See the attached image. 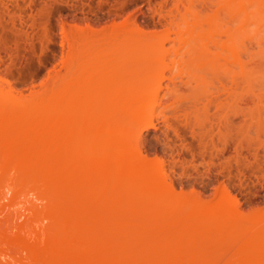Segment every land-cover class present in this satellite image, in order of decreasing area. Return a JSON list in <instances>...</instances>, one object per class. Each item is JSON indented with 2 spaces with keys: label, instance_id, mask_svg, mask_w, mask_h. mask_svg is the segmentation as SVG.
I'll list each match as a JSON object with an SVG mask.
<instances>
[{
  "label": "bare ground",
  "instance_id": "obj_1",
  "mask_svg": "<svg viewBox=\"0 0 264 264\" xmlns=\"http://www.w3.org/2000/svg\"><path fill=\"white\" fill-rule=\"evenodd\" d=\"M261 2L264 0H190L186 4L181 0L176 14L168 15L170 27L154 36L159 40L155 53L144 54L141 63L153 66L185 62L186 58L191 63L200 53V67L195 70L210 79L215 89L205 93L208 104L219 106V111L231 102L249 105L251 92L243 94L241 90L249 84L254 65L243 56L251 58V27L257 24L253 10ZM235 24L238 26L232 28ZM185 25L190 26L187 32L182 31ZM173 36L181 37L182 43L169 51L166 43ZM192 73L191 67L187 74L195 83L200 82ZM161 82L162 77L153 72L142 79L104 83L98 94L102 97L88 103L91 116L87 113L77 119L69 114L54 119L49 114L34 119L26 113L30 118L20 125L16 122L26 108L25 100L6 88L9 83L0 78V116L8 118L0 127V180L14 179L15 187L32 186L41 195L38 214L47 221L40 231V243L39 226L36 230L31 221V228L21 232L24 240L15 237L16 248L31 256V264L32 260L33 264H43L48 259L51 264H264V211L250 217L248 227L238 234L236 229L244 217L226 188L221 200L225 206L217 212L196 204L186 218L168 222L169 211L176 201L182 202L181 197L165 182L159 160L143 156L138 136L131 137L135 126L146 121L151 105L148 93L160 88ZM81 138L86 140L80 142ZM13 170L17 177L8 174V178L5 172ZM82 170L84 174L77 177ZM161 199L166 201L162 207L158 204ZM36 212L32 211L33 217ZM145 212L150 215L147 222ZM15 220L6 215L0 225L3 258L10 255L5 251L7 246L14 245L8 233ZM109 224H128L124 236L111 232ZM132 224L148 227L134 230ZM96 226L99 237L92 234ZM219 228L229 232L222 239L217 237ZM15 259L20 263L19 256Z\"/></svg>",
  "mask_w": 264,
  "mask_h": 264
},
{
  "label": "rangeland",
  "instance_id": "obj_2",
  "mask_svg": "<svg viewBox=\"0 0 264 264\" xmlns=\"http://www.w3.org/2000/svg\"><path fill=\"white\" fill-rule=\"evenodd\" d=\"M180 1L0 0V78L9 83L10 87L5 85L6 88L25 100L26 108L16 122L25 125L30 118L26 113L34 119L49 114L54 119L69 114L77 119L87 113L91 116L89 106L102 97L98 94L104 83L134 77L142 79L146 73L155 72L162 77L161 86L148 93L151 105L145 113L146 121L135 126L131 137L138 136L137 143L143 156L159 160L165 182L172 186L175 196L181 197L182 202L176 201L173 210L169 211L168 222L186 218L196 204L214 208L217 212L225 206L221 200L226 188L239 203V213L244 217V222L236 229L241 234L248 227V219L256 212L264 211V2L253 10L257 24L251 27V58L243 56L244 61L252 59L254 65L249 84L241 90L243 94L250 91L252 101L249 105L231 102L219 111V106L209 105L206 100L205 93L215 91L212 81L195 70L200 67V53L191 63L187 58L185 62L153 66L141 63L144 54L155 53L159 40L154 36L170 27L168 15L180 7ZM182 1L187 4L190 0ZM198 10L201 7L198 6ZM124 25L127 27L122 29ZM189 28L185 25L182 31L187 32ZM180 43L181 37L173 36L172 41L166 43V49L171 51ZM191 67L193 77L199 78L200 82L195 83L187 74ZM7 120L0 116V127ZM147 123L153 124L146 128ZM5 173L8 178L10 174L17 177L16 170ZM83 174L84 170L76 176ZM10 180L5 183L0 180L3 182L0 197H5L0 199V225L6 215L13 216L14 220L16 217L8 233L9 241L14 245L7 246L5 251L10 254L7 258L2 257L3 247L0 246V264H29L28 257L31 256L18 251L15 237L23 241L21 232L31 228V221L35 228L39 226L37 241L40 243V231L47 221L38 214L42 206L41 195L27 184L16 186L17 192L14 179ZM161 201L158 204L162 207L166 201ZM32 211L33 214L37 211L38 215L33 217ZM143 215L147 222L150 215L147 212ZM25 220L27 224H24ZM109 225L111 232L124 236L128 224ZM132 226L138 230L148 224ZM228 233L217 229L219 239ZM92 234L100 236L97 226ZM18 256L20 263L15 259ZM51 261L45 260L43 264H51Z\"/></svg>",
  "mask_w": 264,
  "mask_h": 264
}]
</instances>
